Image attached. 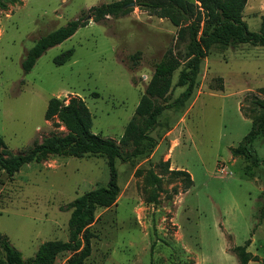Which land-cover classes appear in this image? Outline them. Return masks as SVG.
Listing matches in <instances>:
<instances>
[{
  "label": "rangeland",
  "instance_id": "obj_1",
  "mask_svg": "<svg viewBox=\"0 0 264 264\" xmlns=\"http://www.w3.org/2000/svg\"><path fill=\"white\" fill-rule=\"evenodd\" d=\"M111 1L116 0H0L5 155L66 134L59 118L44 119L47 102L80 96L92 115L91 131L114 140L121 153L115 160L120 192L113 205L96 211L85 264H238L232 248L245 243L257 258L248 264H264V135L250 144L251 157L231 154L259 113L254 97L264 99V46L213 44L199 64L191 96L159 114L150 132L154 141L122 145L127 122L141 121L134 111L154 66L168 53L180 65L166 98L154 103L169 104L184 90L176 82L188 39H179L177 27L139 8L136 0L128 2L126 14L94 21L91 7ZM263 13L264 0L246 1L242 15L250 31L259 30ZM77 18L87 24L24 72L22 59L37 38ZM70 48V58L56 64L54 58ZM167 160L169 170L190 174L185 191L182 176L165 170ZM149 171L159 177L153 184ZM108 176L100 154L49 155L12 176L0 171V234L24 259L44 241L68 240L65 205L105 186ZM69 255L60 253L54 264Z\"/></svg>",
  "mask_w": 264,
  "mask_h": 264
},
{
  "label": "trees",
  "instance_id": "obj_2",
  "mask_svg": "<svg viewBox=\"0 0 264 264\" xmlns=\"http://www.w3.org/2000/svg\"><path fill=\"white\" fill-rule=\"evenodd\" d=\"M131 0H116L101 3L91 7L93 20L99 22L107 16L118 17L126 14L130 8L126 7ZM247 0H136L135 5L146 10L149 14L168 19L177 27V37L187 38L185 45L186 63L179 72L176 84L185 86L184 90L169 104L156 105L155 99H164L171 89L172 74L179 67L180 62L172 53L165 55L154 66L153 73L144 87L134 113L141 117L139 124L129 120L125 125L119 143L127 145L133 142L136 145L142 141H154L150 132L155 128L157 118L166 107L175 106L186 101L197 84L199 64L206 56L213 44L236 45L251 44L264 46V13L261 15L259 30L250 31L243 19V9ZM87 22L80 18L67 21L64 25L40 36L25 53L21 67L24 72L30 71L38 57L46 49L59 44L70 37L80 26ZM73 49H67L54 58L56 64H62L70 58ZM216 89H223L219 85ZM264 91V88L261 89ZM253 103L259 110L252 117L251 128L237 147L231 148L233 156L251 157L250 144L258 135H264V99L255 96ZM241 110V109H240ZM245 116H247L244 113ZM59 118L66 134L44 139L41 143H34L26 151L6 156V144L0 135V171L12 176L27 163L37 161L49 155L82 157L86 154H100L106 156L109 176L105 186H99L83 192L65 205L69 210L67 221L69 228L68 240L59 239L42 242L34 255L27 259L15 248L5 234H0V248L3 258L0 264H54L56 257L62 252L70 255L63 264H85L91 253V239L94 233L90 227L96 220L98 208H107L113 205L120 192L117 180L116 158L121 156L120 149L112 139H105L91 131L92 115L80 96H70L67 101L52 96L47 102L44 119ZM138 153L137 149L133 154ZM253 165L258 164L256 157L252 158ZM165 170L181 175L184 184L183 191L192 184L190 174L184 169L169 170V161L163 163ZM151 184L159 177L149 171ZM246 244L234 246L238 264H248L257 258L246 250ZM263 264V262H262Z\"/></svg>",
  "mask_w": 264,
  "mask_h": 264
},
{
  "label": "water",
  "instance_id": "obj_3",
  "mask_svg": "<svg viewBox=\"0 0 264 264\" xmlns=\"http://www.w3.org/2000/svg\"><path fill=\"white\" fill-rule=\"evenodd\" d=\"M131 5L133 4L132 2L130 3ZM90 17V15H87V17L86 18H89Z\"/></svg>",
  "mask_w": 264,
  "mask_h": 264
},
{
  "label": "built area",
  "instance_id": "obj_4",
  "mask_svg": "<svg viewBox=\"0 0 264 264\" xmlns=\"http://www.w3.org/2000/svg\"><path fill=\"white\" fill-rule=\"evenodd\" d=\"M220 169H221V170H224V169H225V166H224V167H221Z\"/></svg>",
  "mask_w": 264,
  "mask_h": 264
},
{
  "label": "crops",
  "instance_id": "obj_5",
  "mask_svg": "<svg viewBox=\"0 0 264 264\" xmlns=\"http://www.w3.org/2000/svg\"><path fill=\"white\" fill-rule=\"evenodd\" d=\"M66 259V258H65ZM65 259L61 262V264H63L64 263V261H65Z\"/></svg>",
  "mask_w": 264,
  "mask_h": 264
}]
</instances>
